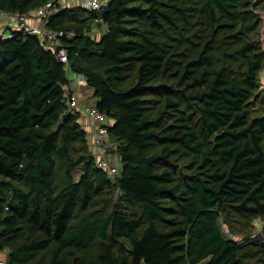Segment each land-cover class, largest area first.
<instances>
[{
  "label": "trees",
  "instance_id": "1",
  "mask_svg": "<svg viewBox=\"0 0 264 264\" xmlns=\"http://www.w3.org/2000/svg\"><path fill=\"white\" fill-rule=\"evenodd\" d=\"M47 1L0 0V12L33 13ZM251 6L252 0H107L100 12L68 6L50 17L47 28L74 34L60 40L68 69L84 75L111 122L108 138L120 141L115 182L97 166L79 112L66 111L70 80L59 46L20 32L0 38L6 264L259 260L264 249L252 245L256 251L248 254L222 226L233 229L230 216L246 225L264 218V109L254 108L264 106V51ZM97 18L106 28L94 41ZM116 189L111 210L106 204L80 215ZM94 242L98 263L88 256Z\"/></svg>",
  "mask_w": 264,
  "mask_h": 264
},
{
  "label": "built area",
  "instance_id": "2",
  "mask_svg": "<svg viewBox=\"0 0 264 264\" xmlns=\"http://www.w3.org/2000/svg\"><path fill=\"white\" fill-rule=\"evenodd\" d=\"M107 0H49L44 5L40 6L34 11V16L39 20V26L32 25L30 23V13L20 12H0V38H7L12 36L13 32H20L25 35L37 36L46 47L55 49L59 46L57 57L62 61L66 69H68V56L66 50L60 47V40L64 36L72 37V32L66 33L62 30H53L47 28L45 25L52 15L58 12L60 9L68 7L70 4L73 7H79L90 12H100L105 6ZM95 22H101V19H95ZM10 29V36L5 37L1 30ZM70 80V94L67 99L66 111L79 112L91 120L93 123V135L90 143L93 155L98 167L106 171L109 177L119 175L120 170L115 163L113 166L110 160L106 157V140H108V126L110 120L102 113L96 105H88L80 102L82 97L80 90L87 86L86 79L83 74L71 72ZM261 85L264 89V71L261 75ZM260 222V221H259ZM261 223V222H260ZM260 227L259 223H256ZM8 255V249H0V264H6Z\"/></svg>",
  "mask_w": 264,
  "mask_h": 264
},
{
  "label": "rangeland",
  "instance_id": "3",
  "mask_svg": "<svg viewBox=\"0 0 264 264\" xmlns=\"http://www.w3.org/2000/svg\"><path fill=\"white\" fill-rule=\"evenodd\" d=\"M63 2L65 0H62ZM251 9L253 10V12L258 16L259 18V25L257 27L256 33L254 38H256L260 44H261V48L264 51V0H252V6ZM79 16H84L83 14L79 13ZM67 24L72 28H74L75 26V21L72 18H67ZM92 28L93 30L91 31L90 36L92 37V39L94 41H98V38L102 35V33L105 30V25L102 24L101 22H96V23H92ZM11 34V30L7 29L6 32L4 33V36H10ZM67 76L68 78L71 77V72L69 69H67ZM130 74V73H129ZM131 76V75H129ZM261 77V75H260ZM131 83V79L129 81H127L125 83V87L128 86ZM260 88L263 89L262 85L260 84ZM84 91V90H83ZM84 93H86L84 91ZM87 97H81L80 98V102L83 104H88V105H94L95 104V98L92 97V93L89 92L87 95L84 94ZM263 95V94H262ZM150 105H155L156 104H150ZM254 108H260V111H262L264 109L263 107H260L259 104H256ZM90 125V123L92 124V122L89 120H87V122H85V125ZM93 130V129H91ZM90 130V131H91ZM93 133V132H92ZM120 141L119 140H115L113 138H108V140H106V157L110 160V163L115 166H118L119 169L122 168V164L121 161L118 157L117 154V145ZM161 146H157L154 148L153 152H157L158 150H160ZM92 153V152H91ZM93 155V153H92ZM94 156V155H93ZM173 160L176 159L178 164H180L182 161L180 160V158L174 154ZM59 178L60 180H62L63 175L62 173H59ZM118 174L114 177H111L113 182L116 181ZM76 178V176H75ZM59 181V185H60ZM117 189L113 190L111 192H106L104 194H102L100 197L97 198L95 204L93 206L90 207V209L86 212H81V216L85 217L88 215V213L93 210V209H101L103 207L106 206L107 204V209L111 210L113 203L116 200V194H117ZM220 220L223 222L222 217L220 218ZM229 225L233 227V229H230L228 225L226 224H222L223 228H224V232H226L230 237L235 238V240H237L238 242H240L241 244H244L245 246V251L248 252V254H250L249 252H255L256 249L252 247V245H256L259 246V248L261 247V249H264V231L261 227V223L259 222V220L255 219L251 225H246L244 224V222L239 221L238 219H236L235 216H230L229 217ZM261 222H264V218L262 219ZM256 223L260 224V227L257 226ZM22 236H24V234L22 233ZM23 239V238H21ZM100 252V247L98 242H94L93 244L90 245L89 249H88V256L90 258H92L94 260V262L98 263V254ZM257 255L259 256V260L256 261H251L249 260L248 262H254L255 264H264V251H258ZM67 260L69 262H73L75 263L77 261V259H75V257L73 256H69L67 258ZM247 260V259H246Z\"/></svg>",
  "mask_w": 264,
  "mask_h": 264
},
{
  "label": "crops",
  "instance_id": "4",
  "mask_svg": "<svg viewBox=\"0 0 264 264\" xmlns=\"http://www.w3.org/2000/svg\"><path fill=\"white\" fill-rule=\"evenodd\" d=\"M69 6H73V5H69ZM30 23L32 24V25H36V26H39V23H40V20L36 17V16H34V12L33 13H30ZM106 28V27H105ZM6 30L7 29H2L1 31L3 32V33H5L6 32ZM93 30V28L91 29V31ZM105 31V30H104ZM90 34H91V32H90ZM103 34V33H102ZM101 37V36H100ZM99 37V38H100ZM99 38H98V40H99ZM86 92V93H84V91ZM89 92H91L92 93V91L90 90V89H88L87 87H84V88H82L81 90H80V93H81V95H82V97L84 96V97H87V96H85L84 94H88ZM95 100H96V98H95ZM87 120H88V122H89V118H87V117H85V116H83V115H80V118H79V123L81 124V126L84 128V130L86 131V133H87V139H88V142H89V144L91 143V141H92V135H93V130H91V129H93V123L91 124L90 123V125H89V123H88V125H85V122H87ZM91 121V120H90ZM91 130V131H90Z\"/></svg>",
  "mask_w": 264,
  "mask_h": 264
}]
</instances>
